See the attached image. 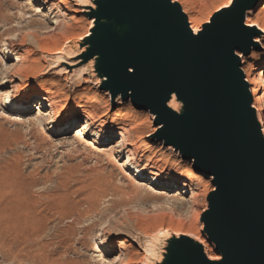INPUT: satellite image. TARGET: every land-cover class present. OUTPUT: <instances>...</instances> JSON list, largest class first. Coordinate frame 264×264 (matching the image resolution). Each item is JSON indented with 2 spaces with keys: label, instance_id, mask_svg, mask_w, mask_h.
<instances>
[{
  "label": "rangeland",
  "instance_id": "374dc122",
  "mask_svg": "<svg viewBox=\"0 0 264 264\" xmlns=\"http://www.w3.org/2000/svg\"><path fill=\"white\" fill-rule=\"evenodd\" d=\"M77 1L53 0L43 7L41 0H0L2 14L8 17L18 16L34 22L44 15L47 19L44 22L50 25L54 15L48 13V7L53 6L51 11L54 8L53 12L61 21L52 40L39 41V47L28 41L20 47L14 36L23 33L22 27H27V22H13L9 35L12 43L7 47L10 56L4 54L2 44L6 28H0V188L6 189L0 192V264H23L20 260L12 261L11 253L27 249H32L37 259L48 260L49 264H151L148 254L153 241L161 244L160 252L169 237H187L186 234L197 230L205 240L208 254L219 256L201 222L208 196L213 191L210 179L197 174L198 184H189L190 189L183 196L187 203L180 208L175 205L172 196L183 194L187 179L183 172L190 164L162 143H156L154 136L159 127L155 126V117L152 119L149 111L136 108L130 100L112 99L111 94L97 87L89 76H84L83 82L72 78L73 74L65 68L63 49H78L77 41L85 37L90 28L89 18L78 8ZM178 1L188 22L199 24L200 29L216 14L227 10L226 14L236 2ZM248 3L242 0L235 5ZM246 17L264 27V1L258 0ZM246 17L244 26L250 27ZM244 28V34L257 36L256 32ZM38 34V39L45 37L41 32ZM51 43H55V47ZM57 56L60 60L54 59ZM262 56L264 36L261 41L257 36L250 45V54L240 60L242 71L248 63L253 64ZM16 57L20 58L19 62ZM20 65H27L24 80L12 76ZM80 65H83L81 60ZM5 68L10 70L4 74ZM4 76L13 83L2 86ZM89 79L96 85L88 83ZM21 84L22 90H16L14 95L16 102L20 100L25 104V111L19 110L16 104L15 109H11L3 100L4 94L12 91L11 87ZM40 84L52 89L51 96L58 101L52 111L27 92L29 86L34 88ZM261 89L264 92L262 82ZM79 107L92 117L84 131H81L85 122L83 114L80 112L73 120L70 116L72 111H81ZM63 119L69 123L61 126ZM39 123L42 131L38 130ZM105 124L116 129L123 127L126 134H123L124 150L113 158L109 151L120 136L118 130L110 133L101 129ZM99 130L103 132L92 137V131ZM146 136L150 137L146 140ZM127 149L133 158L130 167L124 164ZM133 165L144 169V174L149 176H157V172L150 170L152 166L161 168L163 173L172 176V182L153 186L149 181H137L136 173L130 169ZM122 171L126 174L122 175ZM126 176L130 181L127 182ZM87 182L93 189L81 196L80 188ZM192 210L199 211L198 221L189 216ZM165 230L170 232L166 238L153 237ZM121 243L126 244L125 247Z\"/></svg>",
  "mask_w": 264,
  "mask_h": 264
},
{
  "label": "water",
  "instance_id": "95a60500",
  "mask_svg": "<svg viewBox=\"0 0 264 264\" xmlns=\"http://www.w3.org/2000/svg\"><path fill=\"white\" fill-rule=\"evenodd\" d=\"M240 1L197 34L172 0H91L87 8L94 22L77 41L81 64L91 63L112 99L149 111L156 143L214 187L201 222L220 260L171 236L155 264H264V136L237 56L250 54L244 16L258 0Z\"/></svg>",
  "mask_w": 264,
  "mask_h": 264
},
{
  "label": "bare ground",
  "instance_id": "6f19581e",
  "mask_svg": "<svg viewBox=\"0 0 264 264\" xmlns=\"http://www.w3.org/2000/svg\"><path fill=\"white\" fill-rule=\"evenodd\" d=\"M42 1V6L45 7L47 6L51 1L53 0H41ZM264 1V0H263ZM172 2L174 3H179L178 0H172ZM77 6L79 9L82 10L83 14L86 15V13L88 12V9L89 7H93L92 5V2L91 0H79L76 2ZM180 4V3H179ZM52 6V4H50ZM53 7V6H52ZM52 7H48L49 11L48 13L51 14V15H54L53 16V19L52 21L50 22V25H48L46 22H44L45 20L47 21V19L44 18V15L40 18V20H35L34 22L32 21H26L24 20L23 18L21 17H18V16H14V17H8L4 14H2V9H0V28H6L5 29V32H4V35H3V42L2 44L5 46V52L4 54L5 55H8L10 56L11 55V52H9L8 48L7 47H10L11 45V41L9 39V35H11L10 31H11V25L13 22L17 21V22H21V21H25L27 22V27H22V34L21 35H16L14 36L16 39V41L19 42L18 45H23L26 41H28L29 43H31L32 45H35L36 47H39V41L41 42L43 39L45 41L46 40H52L50 39L51 37H54L55 33L57 31H59V28L61 27V21H59L60 19V16L57 14V13H54L53 12V9L51 11V8ZM227 10H223L222 12H220L218 15H222L226 12ZM251 12V10H249L248 12H246L245 14V17L247 14H249ZM247 19V17H246ZM89 22H90V28H89V31L90 29L92 28V25H93V22H94V19H89ZM88 22V24H89ZM210 22V21H209ZM208 22V23H209ZM246 22V21H245ZM190 23V22H189ZM29 24H33L34 26L31 28V26ZM247 24L251 27H248L247 25L246 28H248V30L251 32H256L257 33V36L259 37V40L261 41V39L263 38L264 36V27L263 26H259L255 21H252L250 19H247ZM190 26V29L191 31L194 33V34H197L201 31L200 29V25L199 24H189ZM33 30V31H32ZM17 31H19L17 29ZM16 31V32H17ZM89 31H88V34L85 36H89ZM13 32H14V29H13ZM38 32H41V34H44L45 37L43 36V38L41 39L39 37L38 39ZM10 33V34H9ZM13 34V33H12ZM257 36H254L257 37ZM85 37H83L82 39L80 40H83ZM79 41V40H78ZM254 41V39H253ZM252 41V42H253ZM51 42V41H50ZM49 42V43H50ZM47 44V43H45ZM52 44V47H55V43H51ZM82 49H75L74 47L73 48H70V49H63V53H62V59L63 61L62 62H65L66 63V69L69 70L73 75H72V78L74 79H78L79 81L83 82L84 76H89L92 80H94L97 84V87L100 85V79L96 76H92L90 75V69H91V63L89 64H85V65H80V60H79V57H80V54L82 53ZM237 56L239 58V60L241 59H244V55H242V53L238 52L237 53ZM59 59L60 60V57L57 56V57H54V59ZM58 60V61H59ZM20 61V58L19 57H16V62H19ZM241 63V61H240ZM10 69L9 68H5L3 70L4 74L7 73ZM243 71H244V75H245V82L248 84V87H249V91H250V94H251V97H252V100H253V103H254V106H253V103H252V107L254 108L255 110V114H256V118H257V121L260 125V129L262 130V134L264 136V100L261 101V98L263 99L264 98V92L263 90L261 89V82L264 83V56L262 57H259L255 63L253 64H247L245 68H243ZM28 72L27 70V65H20L17 69L13 70L12 72V76H17L19 77L20 79L24 80L25 77H26V73ZM257 77V78H256ZM70 78V79H72ZM88 79V78H87ZM15 80V79H14ZM3 83H2V86L3 84H10V83H13L12 81L8 80V78L6 76L3 77ZM88 83H91L92 85H96L94 81H91L89 79L86 80ZM27 85H25L24 87H26ZM12 88V91L11 92H7L4 94L3 96V100L4 102L8 103L9 105H11V109L15 107H13L14 104L16 105H19L20 108H18L19 110L21 111H25L26 107H25V104L20 101V100H17L16 102V96L14 95L15 91L18 90V91H21L22 90V84L21 85H18V86H13L11 87ZM27 88V87H26ZM25 88V89H26ZM260 89L262 90V94L259 95V92H260ZM52 89H49V88H45L44 86H41V84L38 86H35L34 88H31L29 86L27 92L29 94V96H34V99H37L39 102H40V105H42L44 108H48L49 110L52 111V109H55L57 106H58V101L56 100V98L54 96H51L52 93L51 91ZM106 93H108V91H105ZM56 94V93H55ZM59 98V97H58ZM119 100V99H118ZM27 105V104H26ZM84 106V105H82ZM85 107V106H84ZM81 109V111H79V109L75 110V111H72L71 112V119L73 120L74 118H77L79 117L81 114L80 112L83 114L84 116V119H85V122L82 124V129L81 131H84L86 129H88L89 127V124L87 122H89L90 120H92L91 118V114L90 112L86 111V109L82 108V107H79ZM152 119H154V116L152 115L151 116ZM93 122V121H92ZM91 122V123H92ZM64 123H69L67 121H65V119L62 120V123L60 124L61 126L64 124ZM106 123V122H105ZM39 131L43 129L42 127V124L39 123ZM91 126V125H90ZM123 126V125H122ZM98 127V126H97ZM100 127V126H99ZM160 128V126H158ZM101 129L103 128L105 130V132H110V133H113L115 130H118V135L120 136L119 139H117L115 142H114V147L112 150L109 151V156L113 158V155L114 154H117V153H121L122 150H124V143H125V136L123 137V134L126 135L124 133V128L122 129L121 127L116 129L114 128L113 125H106L103 126L101 125L100 127ZM99 128V129H100ZM37 130V131H38ZM101 130H99L98 132L96 131H92L93 134H92V137H97L99 132ZM156 131V127L153 129V132ZM103 132V130L101 131ZM151 135V134H150ZM102 139L104 136H100ZM147 137V136H146ZM150 136H148L146 138V140L149 138ZM145 140V139H144ZM143 140V141H144ZM127 141V139H126ZM85 142V141H84ZM128 144L130 145V143L128 142ZM90 145V143H89ZM128 145V146H129ZM127 146V147H128ZM132 147V146H131ZM130 147V149H131ZM126 148V147H125ZM168 149H170L172 152H174L175 154H178L177 152L174 151V149L172 147H167ZM130 149L125 152V157H126V161H125V165H132L131 163L133 162V158H132V155L130 153ZM132 153H133V150H132ZM179 155V154H178ZM190 164V168L189 169H185V171L183 172L185 175H187V179L184 180L185 184L183 186V194H175L172 196L173 200L174 201V204L175 205H178V207L180 208L181 205H183L185 202L187 203V199L184 198V194H185V191H187L188 189H190V185L192 182L194 184H198L199 182V177H197V174L193 171L192 169V163L191 162H187ZM155 164V163H154ZM128 166V167H130ZM130 169L134 170V173H136L134 175V178L135 180H145V181H149V185H165V184H169L172 182L171 178L172 176L171 175H167L165 173H163V171L161 170V168H158L156 166H152V168H150L151 171H154V172H157V176H149V175H145L143 170L144 169H138V168H134V165L133 167H131ZM121 171V170H120ZM165 171V170H164ZM123 172V171H122ZM153 172V173H154ZM122 174V173H121ZM126 174L125 172H123L122 175ZM156 174V173H155ZM127 175H130V174H127ZM199 176V175H198ZM129 176H126V178H128ZM176 178V177H175ZM129 179V178H128ZM133 179V178H132ZM198 179V180H197ZM134 180V179H133ZM134 180V181H135ZM180 180L179 176H177L176 178V181ZM130 181L127 180V182ZM132 181V180H131ZM195 181V182H194ZM131 183V182H130ZM188 183V184H187ZM132 184V183H131ZM129 185V184H128ZM4 186V185H3ZM197 186V185H196ZM93 185H91V183L87 182L85 184H83L80 188V191H81V196L90 192ZM133 187V185H132ZM5 189V187L3 188ZM0 188V192H2V190ZM134 189V188H133ZM131 189V190H133ZM6 190V189H5ZM137 190V189H136ZM213 190H214V187H213ZM4 191V190H3ZM127 191V190H126ZM128 192V191H127ZM133 192V191H132ZM136 192V191H135ZM134 192V193H135ZM180 192V191H179ZM133 193V194H134ZM129 194V193H128ZM135 195V194H134ZM131 196V195H130ZM134 198V197H133ZM171 199V198H170ZM172 200V201H173ZM173 203V202H172ZM175 208V207H174ZM182 208V207H181ZM199 212V211H198ZM198 212H195V211H191V214L189 215L191 218H193V221H198ZM192 221V222H193ZM194 223V222H193ZM196 224V223H195ZM202 228V226H201ZM11 229L13 230V228L11 227ZM10 230V229H9ZM197 232V233H196ZM167 233H170L169 231H162V232H157L156 235H154L153 237L157 240L159 237L161 238H166L165 236H167ZM174 234V233H173ZM21 235V234H20ZM177 235V234H176ZM186 236L194 241H196L197 243L201 244L203 246V249H204V252L207 254L208 258L210 260H213V261H218L220 260V256L218 255H209L207 250H206V244H205V240L201 238V235L199 233V231H195L193 233V231L190 233V234H186ZM27 240V238H25ZM19 241V240H18ZM22 244V243H21ZM120 245H124L123 243H121ZM126 245V244H125ZM124 245V247H125ZM159 245H161L160 243H157L155 241H153V245L150 249V253L148 254V259L150 261V263L152 264H155V261H159L161 256L159 254ZM127 247H129V245H127ZM30 249V248H29ZM18 251V250H17ZM38 251V250H37ZM21 253V254H19ZM217 257V258H214V257ZM10 258V257H9ZM11 258H12V261H17L20 260V262H22L24 264V262H28L27 264H49L48 263V260L47 261H43V260H40V259H37V256L35 254V252L32 251H28L27 250H21L20 252H13L11 253ZM148 264V263H146Z\"/></svg>",
  "mask_w": 264,
  "mask_h": 264
},
{
  "label": "built area",
  "instance_id": "2783aa9c",
  "mask_svg": "<svg viewBox=\"0 0 264 264\" xmlns=\"http://www.w3.org/2000/svg\"><path fill=\"white\" fill-rule=\"evenodd\" d=\"M262 131V130H261Z\"/></svg>",
  "mask_w": 264,
  "mask_h": 264
}]
</instances>
